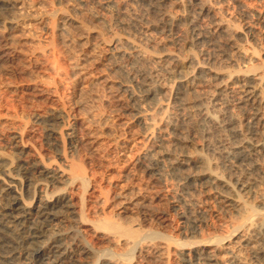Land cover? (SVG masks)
I'll use <instances>...</instances> for the list:
<instances>
[{
	"label": "bare ground",
	"instance_id": "obj_1",
	"mask_svg": "<svg viewBox=\"0 0 264 264\" xmlns=\"http://www.w3.org/2000/svg\"><path fill=\"white\" fill-rule=\"evenodd\" d=\"M136 1L140 4L135 8L133 4ZM235 1L238 2L237 5L243 15L249 16L252 11L259 20L264 17L262 9L248 8L243 0ZM261 2L264 9V0ZM49 3L53 4L52 1ZM73 3L71 5L69 3L65 9L60 8L54 12L50 10L52 13L48 14V20L53 33L48 43L55 44L61 30L75 28L77 38L82 45V58L77 57L79 60L72 66L70 65L71 67L68 65L69 69H67L66 64L60 63L58 57L55 56L52 71L54 68L56 72L54 73L61 76L59 75L61 70L67 69L66 72L64 71L66 76L70 78L69 80L72 78L74 82L71 83L72 86L68 84L72 87L71 90L67 88L71 91L70 96L67 90L66 94L75 105L80 107L82 103L78 97L80 93L82 94L84 85L93 87V89L95 85L97 89L98 85H102L104 89L107 88L110 91L115 88L110 80L111 76L106 75L102 69L104 55L110 59L115 55L131 58V70H127L128 67L123 68L122 64H116L115 68L117 72L120 70L122 73L119 86L130 95L126 107L130 111L129 114L133 119L131 120L141 125L143 123L144 132L142 133L146 135V139L148 137L159 140L157 151H154V154L151 152L148 161L146 162V159V163L144 162L146 170L156 175L159 180L166 178L167 175L176 178L181 190L178 198L184 206L182 216L188 224L186 223L187 226L182 228L183 238L181 240L169 233L164 234L157 231L158 229L147 227L149 223L143 226L142 221L135 220L136 217L132 220V212L138 210L144 213L151 208V200L146 193H141L139 189L136 191L135 186L130 184L119 187L121 188L119 192L114 191L116 192L114 196L118 199L117 203L120 204L118 205L120 210L115 213L109 212L108 203L112 197L95 194L92 186L94 178L89 175L85 160L83 161L78 155L79 152L78 154L76 152L78 148L76 147L77 142L74 144V139H76L73 134L74 130L72 131V127L68 126L66 119L62 121V124L59 123L58 126L54 124V127L51 125L52 128H49L59 152L57 154L62 161L60 163L50 162L52 160L45 161L42 155L40 157L39 153L33 150H36L32 147L33 143L30 145V142L25 140L27 135L24 130L21 129L15 135L13 134L15 145H18V152L21 155V163H25L26 166L17 165V170L25 169L19 171L23 174L21 177L12 175V166H14L12 160L8 158L6 164L4 162L5 165L2 163L4 165L2 173L6 181L3 179L4 176L2 177L4 181L0 178V181L4 182V185H0L1 256L5 259H13L16 264H42L43 262L44 264H97L98 262L138 264V261L133 260L135 254H143L158 264H172L173 254L177 257V264H264V193L260 190L261 184H264V173L261 175L264 166V56L262 52L257 51L258 46L257 48L255 46V49L252 44L250 45L249 37H252L253 42L260 41L259 36V39L256 38L258 34L255 37V25L247 23L244 27H239L234 24L230 18L224 16L218 0H114L111 2L112 8L114 7L122 12L121 15L123 14V18L116 21L121 27V32L112 31L110 37L107 38L108 36H103L104 31L101 32L103 28L100 29L101 31L95 29L97 26L95 23L96 26L93 28V25L91 27L88 24L89 22L86 23L87 20L85 21L83 16V18L73 17L74 13L81 15L77 11L80 9ZM19 4V0H0V66L12 53L17 52L10 43V37L12 38L10 35L13 34L10 32L17 31L20 25L22 26V24L19 25V17L23 13L17 12L24 4ZM89 4L88 9L91 10V3ZM80 5L82 7L81 3ZM84 5L87 6V4ZM51 8H54L53 5ZM126 10L132 11V14H127ZM204 19L206 23L203 22ZM44 20V23L48 22L45 18ZM106 22L105 25H108L110 20L106 19ZM262 22L264 23V20ZM90 23L92 24V21ZM150 29L169 31L171 38L167 42L158 40L151 35L152 32L150 34L146 33L147 31L144 32ZM18 33L19 31L16 32L17 35ZM19 35L21 37V34ZM30 40L33 41V37ZM18 48L21 49V47ZM60 50L57 54H60ZM216 55L223 58L222 63L218 64ZM140 61L142 63L150 61L151 64L155 62V66L151 67V64L146 66L147 63L140 65ZM84 82L87 84L83 85ZM50 84V82L47 84L49 87L46 86L45 91L53 94ZM63 87H66L65 84ZM55 88L59 87L55 86ZM36 89L35 83H28L25 90L28 95L35 96ZM57 90L59 92L60 89ZM95 92L97 93L96 90ZM22 93L25 94V91ZM97 96L98 94H95L93 98ZM115 98L118 99V97ZM85 100L89 99L85 97ZM98 100L97 97L96 101ZM236 107L241 108L244 112L239 111L246 115L245 128L240 126L245 118L241 116L240 119L239 114L235 112ZM94 112H89L87 117L92 121H103L104 112L102 115ZM119 123L127 124L128 120L120 119ZM208 124L216 127V129L213 127V130L217 134L222 129L227 131L228 135L230 133L231 141L227 140L224 143L225 140L220 141L217 136L216 138L220 141L219 145H211L207 141L205 142L208 144L201 142V137L206 138L209 132L206 127ZM162 125L168 126L173 135L171 146L163 135L156 132ZM108 127L110 128V125ZM198 136L201 143L196 142ZM224 137L227 138L226 134ZM51 140L53 142V139ZM68 142L74 146L76 153H67L66 144ZM150 150L147 152L150 153ZM1 155L0 161L3 160ZM257 172L258 175H255ZM22 178L28 181L24 190L30 196L28 199L24 198L25 193L23 194L19 189ZM32 185L33 188H31ZM196 186H199L203 194L202 200L194 196ZM133 209L136 210L132 211ZM147 219H149L148 216ZM160 220L162 221V218ZM83 231L104 242L107 241L109 247L95 257L94 249L90 241L86 240L82 234Z\"/></svg>",
	"mask_w": 264,
	"mask_h": 264
},
{
	"label": "rangeland",
	"instance_id": "obj_2",
	"mask_svg": "<svg viewBox=\"0 0 264 264\" xmlns=\"http://www.w3.org/2000/svg\"><path fill=\"white\" fill-rule=\"evenodd\" d=\"M19 1H20V4H24V5H21V7H19V9H18L19 12H17V13H20V14L23 13L19 17V21H20L19 25L22 24V26L20 25V27L18 28L20 30L17 29V31L10 32L11 34L13 33L12 35H10V36H12V38L10 37V43L15 47L17 52L12 53L11 56H9V58H7L4 61V64H2L0 66V72H1L0 73L1 74L0 75V151H1L0 155L2 154L1 158L3 159V160L0 161V178L2 179V177L4 176L3 179H5V175L2 172H4L3 171V166L6 164V162H7L6 159H8V158L13 161V165H14V166H12L13 167V171H12L13 174L12 175L21 176V177L23 175L19 171H23L25 169H23V170L22 169L21 170L18 169L17 170V165L19 167L21 165H23L25 167L26 164L25 163H21L22 162L21 155L18 152V147H17L18 145H15V140H14V136H13V134L15 135V133L17 131H19V130L21 131V129L24 130L26 135H27L26 137L28 139L26 138L25 140H27V142L29 141L30 145L33 143L32 147L36 148V150L35 149H33V150L37 151L36 153L37 154L39 153L40 157L43 156V159L45 158L44 159L45 161L52 160V161H50L52 163H54V162L55 163L62 162V161H60L61 159H60L59 154H57L59 152L57 150V146L55 145L54 137H53L52 133H50L51 130H49V128L51 129L52 126L54 127V124H55V126L56 125L58 126V125L62 124V121H66V119H67L66 122H67L68 126L72 127V131L74 130L73 134H74V137L76 138V139H74V144L77 142L76 143V147L78 148L76 150V152H77V154L79 152L78 155H79L80 158L83 159V161L85 160L84 161L86 163L85 166H86V168H88L87 171H88L89 175H92L91 177L94 178V179H92V183H93L92 186L94 187L93 190L95 191V194L97 193V194H99L101 196L108 195L109 197L111 195V197H112V200L109 199V203H108L109 212L113 211L112 213H115V211L118 212L120 210V206H118L120 204L117 203L118 199H116L114 194L116 192H119V190H121V188H119V187H122V185L124 186L126 184L127 185L130 184L133 187L135 186L134 188H135L136 191L140 190V192L142 191L141 193H143V194L146 193V195L151 200V202H150L151 203L150 204L151 208L150 209H148L144 213L138 212V210L133 209L132 211H134V210H136V211H134L135 213L132 212L133 215L131 214V217L133 216V218H131V217L130 218L133 220L136 217L135 220H137V221L139 220L140 222L142 221L143 226H146V224L149 223L150 226L147 225V227L155 229V230L158 229L157 231H161L164 234L169 233L173 237L175 236L174 238L182 240V238H183L182 237V233H181L182 228L187 226L188 223H187V220H185V218L182 216V212L184 211V206H183V203L181 201H179V198H178L179 197L178 193L179 192L181 193V190H180V188H179V186L177 184V181H176L175 177H173L171 175H167L166 178H164L162 180L161 179L159 180V178H157L156 175L148 173V171L146 170V166H145L146 164L145 163L148 161V158L151 156V152H152V154H154L155 153L154 151H157L156 149L158 148L159 140L157 138H148V137L146 139V135L144 133H142V132H144L143 123L141 125V123L132 121L133 119L131 118V116L129 114L130 111L126 107V103H128V100L130 99V95H129L128 92L126 93V91H124L119 86V81L121 80V74L122 73L120 72V70L117 72V69L115 68V65L116 64L117 65L122 64L123 66L122 65L121 66L123 68L126 69L128 67L127 70H129V69L131 70V65H130L131 58L128 57V56H122V55L116 56L115 55V57L114 56L111 57V59H112L111 60L110 57H107V56H105L103 54L104 56L102 55L103 56L102 63H104V64L102 65V69L104 70L106 75H108L109 77L111 76L110 80H111V82L114 83L115 86L114 85L113 86L115 88H114V90L110 91L107 88L104 89V87L102 85H100V86L98 85V89H97L96 88L97 85H95L94 89L97 91V93H96L95 90L93 89V87H89L88 85H84V84H87L86 82H84L83 83V85H84L83 88L84 89L81 91L84 96L80 93V95H79L80 98L78 97V99L82 103V106L78 107L77 105H75L73 103L74 101H72L71 98L69 97L70 96V92H71V91H69V89L71 90L72 87H70V86H72L71 83H73L74 81L72 82V78H71V80H69L70 78L68 76H66V74H65L66 70L69 69V67H71L80 58H82V55H81V46L82 45L80 44V42H79V40L77 38V35H78L77 31H75L76 30L75 28H70V29L67 28L65 30H61L62 32H60V36L57 39V41L55 42V44L48 43V42H50V37L52 38V33H53V31L51 30L52 28L50 26V21L48 20V14H50V13H52V12H54V11L60 9V8H63V9L67 8L69 3L71 5L73 3V1L75 2V3H73V5H76L80 9V10H77V11H79L78 14H81V15H77V14L74 13V16H73V13H72L73 17H77V16H81L82 17L83 16L84 20L85 21L87 20L86 23L89 22L88 24L90 26L93 25V28H95L96 25L97 26H96L95 29H97V30H100V29L102 30V28H103V30L102 31L100 30V31L101 32L104 31L103 32V36L104 37L108 36L107 38L110 37L112 31L113 32H117V33L121 32V27H120V25H118V23L116 21L118 19H122L123 18V14L121 15L122 12L117 11L114 7H113L114 9L112 8V3L111 2L114 1V0H95V1L93 0V2H91L92 0H89V1L88 0H85V1L84 0H80V1H78V0H66V1L65 0H19ZM50 1L53 2L52 5H53L54 8H51L52 5H50L51 4V3H49ZM115 1H118V0H115ZM243 1L245 2V4L247 5L248 8H252V9L257 8L258 10L262 9V11L264 13V9L262 7V2H261L263 0H243ZM86 2H88V3H86ZM64 3L67 4V5H63ZM80 3L82 4V7H81ZM83 3L87 4V6H85ZM89 3H91V8H92L91 10L92 11L90 10V8L88 9V7H90ZM56 4L58 6H56ZM139 4H140V2L136 1L133 5L136 8V7L139 6ZM237 4H238V2H236L235 0H218V5L223 9L224 16L227 17V18H230L233 21L234 24H236L239 27H244V25H246L247 23L248 24H252L253 26L255 25L254 26L255 27V37L258 34L256 38L259 39V37H260V41L257 40V43L253 42V40L251 39L252 37H249L250 45L252 44V46L254 48H255V46L257 48V46H258V48H257L258 50L257 51L260 52V53L262 52L261 54H262V56H264V31H263L264 30V23L262 22L264 20V17H262L259 20L258 17L256 16L255 12H252V11H251V14H249V16L248 15L245 16V15H243V13H241V10H240V8H239V6ZM84 8H85V10H84ZM224 8L226 9V11H225ZM21 10H23V11H21ZM50 10H52V12ZM46 11H48V13ZM97 12H99V13H97ZM117 12H119V13H117ZM126 12H128L127 14H132V11H130V10L129 11L126 10ZM88 13L90 14V16H89ZM107 13H108V15H107ZM253 13L255 15H253ZM41 14H43V15L41 16ZM26 17H27V20H26ZM35 17H36V19H35ZM88 17H89L90 20L88 19ZM44 18L48 22L44 23L45 22ZM106 19L110 20V23L108 25H105V24H107ZM205 19L203 21L204 23H206V21H207V19H206V21H205ZM23 21H24V23H23ZM38 21H39V24H38ZM91 21H92V24L90 23ZM34 25H35L36 29L38 27V29H37L38 31L35 29ZM98 25H100L101 27L98 26ZM39 26H40V28H39ZM97 27H100V28H97ZM114 27H116V28H114ZM49 28H50V30H49ZM21 29H23L24 31L21 30ZM71 29H72V31H70ZM34 30H36V31H34ZM67 30L69 32H67ZM18 31H19V33L17 35L16 32H18ZM64 31H66V33ZM148 31H150V32H148ZM25 32H28V33L30 32V33L26 34ZM144 32H146L148 34H150L152 32L151 35L155 36L158 40H163V41L166 40V42L171 38V34L168 33L169 31L166 32V30H163V32H162V31H159V30L158 31L157 30L154 31L153 29H150V30H144ZM32 33H34L35 36ZM62 33H64V34H62ZM106 33H107V35H106ZM173 33L176 35L175 32H173ZM19 34H21V37H20ZM66 35H68V36H66ZM17 36L19 37L18 38L19 40L17 39ZM27 36H30V37H27ZM36 36H38L39 38L38 37L36 38ZM63 36H65V37H63ZM158 36L160 38H158ZM31 37H33V41L30 40ZM71 37H72V39H71ZM12 39H14V40L12 41ZM23 40H26V41H23ZM39 40H40V42H39ZM44 40H46V41H44ZM93 40L95 41V39H93ZM28 41H29V43H28ZM31 42H33V43H31ZM35 42L37 43V45H36ZM42 42H44L46 45L44 43H42ZM57 42H58V44H57ZM23 43H25V44L23 45ZM44 46H45V48H44ZM46 46H48V47H46ZM18 47H21V49L18 48ZM261 48H262V50H261ZM39 49H41V50H39ZM42 49H44V50H42ZM58 50H60L59 51L60 54H57ZM73 50H75V51H73ZM50 51H51V53H50ZM77 51H79L78 54H77ZM62 52H64V53L61 54ZM71 54H72V56H71ZM50 56H52V58ZM55 56L58 57L57 59L60 61V63H63L64 65L66 64L65 65L66 67H68V65H69V67L67 69H62L63 72L61 70V73L59 74L61 76H58L57 74H55L56 72H55L54 68H53L54 71H52L53 59H54ZM216 57L218 58L217 59L218 64L223 62V60H222L223 58L220 55H216ZM104 59H105V61H104ZM106 59L107 60L109 59V60L107 61ZM70 60H72V62ZM117 61H119L120 63H118ZM49 62H50V64H49ZM149 62L150 61H143V63H142V61H140V65H145L147 63L146 66H149L151 64V62L150 63ZM152 64L150 65L151 67L155 66V62H152ZM25 65H27L26 68H25ZM124 65H125V67H124ZM103 66H104V68H103ZM109 66H111V67H109ZM6 68H8V69H6ZM105 68L108 69V70H106ZM16 70H17V72H16ZM109 70H111V71L109 72ZM112 70L117 76L112 72ZM7 71H9V72H7ZM108 72L110 73V75L108 74ZM20 74H21V76H20ZM50 76L52 77V79H51ZM63 76H64V78H62ZM118 77L120 79H118ZM34 79H36V80H40L41 79V80L40 81H36V80L34 81ZM30 80H32V81H30ZM8 81H10V83ZM46 81L48 82L47 84H49V82L51 83L50 84V88L53 90V94H51V93L48 94L49 92L45 91L46 86H47ZM27 82L29 84H34V83L36 84V88L38 89V91H37V89L35 91V92H37V94L35 93L36 97L33 94L32 95H30V94L28 95V93H26L27 91L25 89H26V86H28ZM15 84H17V85H15ZM64 84H65L66 87H63ZM68 84H71V85L69 86ZM13 85H15V86H13ZM55 86L59 87V88H55ZM86 86H88V87L86 88ZM47 87H49V86H47ZM101 87L104 90H102ZM15 88L17 89V91H16ZM63 88H66V89L64 90ZM67 88H69V89H67ZM90 88L93 89V91H91ZM56 89H60L61 90V91L59 90L60 93L58 92V90L56 91ZM23 90L25 91V94L22 93V92H24ZM39 90H40V93H39ZM66 90L69 91V93H67ZM86 91H88L90 93H88ZM101 92L104 95L103 94L100 95ZM58 93H59V97L57 95ZM112 93H114V94H112ZM121 93H122V95H120ZM43 94H44V96H43ZM95 94H98V96H97L99 98L98 101H96L97 97L93 98V96ZM108 94L112 95L111 98L109 97L110 95H108ZM90 95H92V96H90ZM27 96H29V97H27ZM30 96H32V97H30ZM51 96H52V98H51ZM89 96L92 97V98H90ZM100 96H102L101 99H100ZM57 97L59 98L58 100H57ZM64 97H66L68 99H65ZM82 97H84V98H82ZM85 97H86V99L88 98L89 100H85ZM115 97H118V99L115 98ZM31 98L32 99L35 98L36 100L34 99L35 101L34 100L31 101L32 100ZM102 99H104V100H102ZM110 99H111V101H110ZM92 100H94V101H92ZM112 100H113V102H112ZM83 104L85 106L87 105L89 107H87V106L85 107ZM94 104H96V105H94ZM76 107H78V109ZM81 107L84 108V110L86 108H91L90 109L91 111L89 109H86L85 110L87 112L86 113ZM92 108H93V110H92ZM64 109L67 111V114H66V111H64ZM118 109H120V111ZM123 109H124V111H122ZM235 109H236L235 112H237V114H239L238 116L240 117V119H241V116H244L243 118H245L246 115L244 113H241V112H244L241 108H237L236 107ZM88 111L92 112V113L95 111L94 113H96V114L99 113L100 115H102V113L104 112L105 114L103 113L104 117H103L102 120L106 121V123H103V121H94V120L92 121L90 118L87 117V116H89L88 115L89 114ZM118 113H120L121 115L119 116ZM122 114H126V115H122ZM241 114H243V115H241ZM106 117L107 118L110 117L109 120ZM120 119L121 120H128V123L127 124L119 123ZM107 123L110 125V128L108 127L109 125ZM243 123H244V127H243ZM245 123H246V118L243 119V121H242L240 126L242 128H245L246 127ZM73 125H75V126H73ZM86 126H88V127H86ZM165 126L166 125L160 126L156 130V132L158 134L163 135V137L165 139H167V141L170 143L169 145L171 146L173 135H172L171 131L169 130L168 126H166L167 128ZM22 127L25 128V129H23ZM140 127H143V128L141 129ZM206 127H207V131H209L210 133L207 132V134H206L207 137L206 138H202L201 137L202 140L198 136L196 142H198V143L203 142L204 144H208L210 142L209 144H211V145L212 144L213 145H219V142L221 140H225L224 143L227 142V140L229 142L231 141V139H232L231 136H230L231 134L229 133V135H228V132L225 131L224 129H222V131H219L218 134H217V132H215V130H213V127H215V126H213L211 124H208V126L206 125ZM107 128H109V129H107ZM214 129H216V127ZM125 131H126V133H125ZM136 132H138V133H136ZM166 132L167 133L169 132V133L167 134ZM48 133H50V134L48 135ZM212 133H214V134L212 135ZM220 133H221V135H220ZM222 133H223V135H222ZM225 134H226L227 138L224 137ZM144 135H145V137H144ZM170 135H171V137H170ZM217 136H218V138H220V141H219L218 138H216ZM89 137H91V138H89ZM221 138H223V139H221ZM51 139H53L54 143L52 142ZM212 139L214 140L213 143H212V141H213ZM199 140H201V142H199ZM205 141H207L208 143L205 142ZM66 145H67L66 146L67 153H69V154L76 153V152H74L75 149H74V146L71 145V143L68 142ZM149 150H150V153L147 152ZM147 154H149V155H147ZM18 157H20V158H18ZM145 160H146V162H145ZM4 162H5V164H4ZM140 162H141V164H140ZM19 164H21V165H19ZM14 168H15L16 171L14 170ZM92 169H93V171H92ZM262 170H261L262 171L261 175L264 173V166H263ZM255 175H258V172L255 173ZM257 178H258V176H257ZM3 179H2V181H4ZM148 179H149V181H148ZM24 180H25V178L24 179L22 178L23 185H22V183H20L19 189H20L21 192H23V194L25 193L23 195L24 198L28 199L30 196H28L29 194H27L26 191H24L25 190V186H27L28 181L27 180L24 181ZM2 181H0V185H4V182H2ZM5 181H6V179H5ZM263 186H264V184H261L260 190L264 193V187ZM196 187L197 188H195V192H194L195 194L194 193L193 194H194V196L196 195V197L199 200H202L203 199V194L200 192L199 186H196ZM31 188H33V185L31 186ZM137 189H139V190H137ZM152 190H154V191H152ZM114 191H116V192H114ZM197 191H198V193H196ZM200 194H202V195H200ZM110 205L113 206L114 208L111 207ZM111 208H113V209L111 210ZM152 208H153V210H152ZM160 211H162V212H160ZM134 214H135V216H134ZM147 216H148L149 219H147ZM152 216H154L153 217L154 221H153ZM157 216L159 218H157ZM160 218H162V221L160 220ZM156 221H158V222H156ZM151 222H153V223H151ZM82 234H84V237H86V240L90 241L89 243L92 245V247H93L92 249H94L96 251L97 255L95 254V251L93 250V253H94L95 257L99 256V253L101 254V252L104 249H107L109 247V243L107 241L104 242V240L98 239L97 237H93L92 235L88 234L87 232H84ZM91 237H93V238H91ZM1 255H2V253L0 251V264H16L13 259H8V258L5 259ZM140 256H143V257H140ZM145 257L146 256L143 255V254H135L133 256V260H135V262L138 261V264H139V262L141 264H155V263L158 264L157 262L153 261V259H150L148 257L145 258ZM176 259H177V257L173 254L172 258H171L172 264L173 263L177 264L178 260H176ZM42 264H44V262ZM97 264H102V263L98 262Z\"/></svg>",
	"mask_w": 264,
	"mask_h": 264
}]
</instances>
